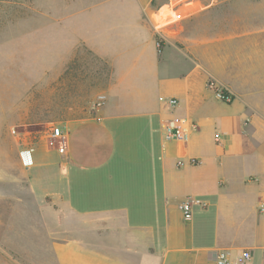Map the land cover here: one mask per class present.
Instances as JSON below:
<instances>
[{
  "label": "crops",
  "instance_id": "0c3cea01",
  "mask_svg": "<svg viewBox=\"0 0 264 264\" xmlns=\"http://www.w3.org/2000/svg\"><path fill=\"white\" fill-rule=\"evenodd\" d=\"M130 5L79 33L111 62L106 106L70 126L66 155L46 147L59 184L44 177L39 190L31 170L45 173L42 151L25 153L29 180L0 182V222L8 207L12 221L30 212L37 246L57 264H216L221 251L264 264V0ZM210 82L233 102L217 101ZM171 117L197 125L187 143L167 140ZM188 197L207 205L189 222L179 210Z\"/></svg>",
  "mask_w": 264,
  "mask_h": 264
},
{
  "label": "rangeland",
  "instance_id": "374dc122",
  "mask_svg": "<svg viewBox=\"0 0 264 264\" xmlns=\"http://www.w3.org/2000/svg\"><path fill=\"white\" fill-rule=\"evenodd\" d=\"M133 1L0 0V182L26 183L32 163L22 156L41 150L45 173L31 170L34 183L39 190L44 177L47 186L53 178L59 184L60 159L45 149H59L65 140L51 138V132H69L73 124L97 119L107 103L99 107L98 98L112 81L111 62L88 51L79 33L90 37L91 24L102 28L108 23L109 8L122 17ZM259 26L264 38V19ZM183 70L177 67L172 73ZM29 214L21 211L12 221L8 207L0 222V264H57L52 251L37 246L42 232L35 230L29 220L36 217ZM50 227L57 231L54 224Z\"/></svg>",
  "mask_w": 264,
  "mask_h": 264
},
{
  "label": "built area",
  "instance_id": "2783aa9c",
  "mask_svg": "<svg viewBox=\"0 0 264 264\" xmlns=\"http://www.w3.org/2000/svg\"><path fill=\"white\" fill-rule=\"evenodd\" d=\"M159 45V44H158ZM208 88L213 92L214 97L217 101L230 104L233 102V97L228 92L219 87L216 83L210 82ZM160 102L170 109L178 107L179 101L177 98L160 97ZM107 101V95L102 94L98 98V106L102 107ZM197 125L187 118H175L171 117L164 121L163 129L167 140L176 141L180 143H187L193 132L197 130ZM68 130L66 128L54 129L50 137L53 139H63L66 137ZM219 140V139H217ZM59 153L66 155V147L61 146ZM25 156H22L25 163ZM182 165V162L178 163ZM196 207L206 208L207 205L201 199L197 197H188L179 204V210L182 213L183 219L187 222L191 221L194 216V209ZM251 259L249 251H243L238 259L233 260L231 254L228 251H221L218 253L216 258V264H244Z\"/></svg>",
  "mask_w": 264,
  "mask_h": 264
},
{
  "label": "trees",
  "instance_id": "16d2710c",
  "mask_svg": "<svg viewBox=\"0 0 264 264\" xmlns=\"http://www.w3.org/2000/svg\"><path fill=\"white\" fill-rule=\"evenodd\" d=\"M159 40H160V39L157 38V41H159ZM161 43H162V41H161Z\"/></svg>",
  "mask_w": 264,
  "mask_h": 264
}]
</instances>
